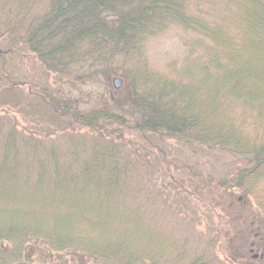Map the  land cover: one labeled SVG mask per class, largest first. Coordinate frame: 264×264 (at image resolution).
<instances>
[{
	"label": "trees",
	"instance_id": "trees-1",
	"mask_svg": "<svg viewBox=\"0 0 264 264\" xmlns=\"http://www.w3.org/2000/svg\"><path fill=\"white\" fill-rule=\"evenodd\" d=\"M172 26L187 34L178 78L140 70L141 45ZM74 76L122 87L85 110L64 88ZM9 91L69 130L24 133L0 102V264H222L212 249L224 237L190 243L166 185L152 190L153 169L185 168L167 158L171 143L230 156L232 175L214 188L264 216V0H0V96ZM256 216L261 253L250 246L247 264L264 258Z\"/></svg>",
	"mask_w": 264,
	"mask_h": 264
},
{
	"label": "rangeland",
	"instance_id": "rangeland-1",
	"mask_svg": "<svg viewBox=\"0 0 264 264\" xmlns=\"http://www.w3.org/2000/svg\"><path fill=\"white\" fill-rule=\"evenodd\" d=\"M186 36L184 30L172 26L163 30L160 35L147 38L146 42L141 45L143 49L140 50L141 54L137 58L140 70L146 68L148 74L164 75L170 79L178 78L179 69L184 67L186 50L183 43ZM31 64L28 69H30V73H35L36 70L32 69ZM115 78L119 79L117 76H112L107 82L103 77L98 76L92 83H82L78 76H74L70 79L71 81L66 83L71 89H67L66 84L64 88L71 97L76 96L81 103L80 106L86 110L93 105L98 106L100 101L110 102L111 97L114 99L116 95L112 94L122 87L120 80V86L113 87L112 80ZM0 102L10 106L8 116L11 115L17 124L15 126L24 133L31 131L35 135L41 136L44 132H54V135L48 137L55 138L58 129L65 127L66 130H69L66 118L54 116L52 111L36 97L27 96L24 91H9L0 96ZM6 108L8 107L6 106ZM85 131L83 129L84 133ZM167 155L168 159L172 158L173 165H184L183 169L175 172L170 169L167 173L168 176L183 181L184 188L178 189L179 187L172 183L168 176H165L166 172L162 169L164 165H160L158 170L155 168L152 171L155 181L152 190H157L163 184L166 185L165 196L172 204L169 205L172 210L180 213L176 215L178 218L176 220L173 218L172 221H178L188 226L192 231L189 235L190 243L195 242L200 248L209 243V239L217 238L215 240L217 241L220 237H224L221 245L218 242L212 249V254L218 256L222 264H247L248 259L245 262L244 256L248 258L247 252L256 238L257 228V225H250L249 221H252V216L255 214L257 219L264 216L259 210L254 211V203H249L248 206H239L237 201L239 191L235 192L232 197L227 194L228 192L214 188L220 179L228 180L231 177L233 161L230 156L221 154L219 151L210 150L208 152L197 146L189 148L174 143L168 145ZM263 184L264 182H262ZM159 198L154 195L157 202H161ZM235 216H238L239 219L236 220ZM180 218H184V220ZM251 251L257 254L261 253V250L256 246L252 247ZM235 252L240 253L239 256L243 259H239L240 257L232 259ZM58 257L56 256V258ZM64 258L69 263L81 264L77 260L70 261V256H64ZM256 259L258 260L253 264H264V258L257 257ZM84 264L94 263L86 261Z\"/></svg>",
	"mask_w": 264,
	"mask_h": 264
},
{
	"label": "water",
	"instance_id": "water-1",
	"mask_svg": "<svg viewBox=\"0 0 264 264\" xmlns=\"http://www.w3.org/2000/svg\"><path fill=\"white\" fill-rule=\"evenodd\" d=\"M112 85L114 88H118L120 86V81L119 79L115 78L112 80Z\"/></svg>",
	"mask_w": 264,
	"mask_h": 264
}]
</instances>
